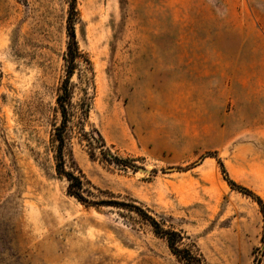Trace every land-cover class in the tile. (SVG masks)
<instances>
[{"label": "rangeland", "instance_id": "rangeland-1", "mask_svg": "<svg viewBox=\"0 0 264 264\" xmlns=\"http://www.w3.org/2000/svg\"><path fill=\"white\" fill-rule=\"evenodd\" d=\"M75 5L93 70L85 130L132 166L75 133L66 166L88 200L127 205H86L55 171L69 0H0V264H183L135 207L203 264H264L261 208L221 169L264 202V0Z\"/></svg>", "mask_w": 264, "mask_h": 264}, {"label": "trees", "instance_id": "trees-1", "mask_svg": "<svg viewBox=\"0 0 264 264\" xmlns=\"http://www.w3.org/2000/svg\"><path fill=\"white\" fill-rule=\"evenodd\" d=\"M75 2L76 0H69L66 24L67 42L63 56L65 62V76L61 82L59 93L56 97L57 108L60 113V122L54 127L52 137V142L54 143L55 171L59 176L64 177L67 180V193L86 205H127L123 202H116L114 200H88L84 196V182L80 172L72 166L70 169L66 166V142L71 133H75L80 141L84 140L92 148L94 147V144L99 141L100 154L106 161H111L119 165L132 166L131 161L111 154L110 149L105 144L104 138L96 128L93 127L89 131L85 130L91 99L89 89L93 87V70L89 58L80 50L75 37L74 24L78 19V10ZM76 69L80 70L79 79L81 82L80 90L82 92V97H80L78 102H73V90L70 79ZM94 133L96 136H94ZM91 153H93V151ZM221 169L222 172H224V178L230 185L236 187L241 192L252 196L257 201L264 219V202L262 198L254 194L251 190L237 185L233 180L228 178L225 169ZM87 192L92 193L90 190H87ZM135 209L140 211L145 218L147 217L146 219H148L154 233L165 238L167 246L171 252L175 254L183 264H203V256L197 249H193L191 246H179L183 239L180 232L162 228L153 217L142 212L140 208L135 207Z\"/></svg>", "mask_w": 264, "mask_h": 264}, {"label": "water", "instance_id": "water-1", "mask_svg": "<svg viewBox=\"0 0 264 264\" xmlns=\"http://www.w3.org/2000/svg\"><path fill=\"white\" fill-rule=\"evenodd\" d=\"M170 169H172V168H170Z\"/></svg>", "mask_w": 264, "mask_h": 264}]
</instances>
